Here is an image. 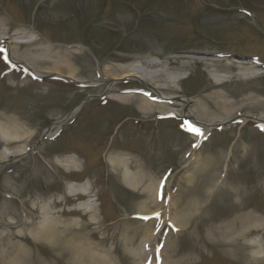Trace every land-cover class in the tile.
Returning a JSON list of instances; mask_svg holds the SVG:
<instances>
[{
  "label": "rangeland",
  "instance_id": "rangeland-1",
  "mask_svg": "<svg viewBox=\"0 0 264 264\" xmlns=\"http://www.w3.org/2000/svg\"><path fill=\"white\" fill-rule=\"evenodd\" d=\"M114 18L127 26L112 24ZM0 19L7 24L1 29L5 40L0 36V136L9 140L0 141V258L7 253L12 264L21 254L22 264H141L137 255L151 245L149 262L160 250L164 264H183L188 257L186 264H238L209 240V230L234 215L264 219V130L244 120L264 116V108L252 110L264 102V0H0ZM17 44H27L19 54L42 60V74L6 62L4 54L12 55ZM197 52L219 60V71L232 64V75L235 62L256 66L257 56L256 73H263L216 83L204 63H190L171 103L188 101L186 112L205 111L199 104L224 92L219 101L241 109L234 121L213 126L201 144L200 136L183 130L182 117L146 118L107 99L112 93L143 97L126 93L138 89L155 94L133 79L100 82L106 66H128L139 58L172 59L181 66L180 57ZM62 53L71 55L68 62ZM66 63L78 82L62 72ZM213 112L210 119L221 117ZM65 119L58 137L36 148L43 133ZM115 166H126L122 173L132 190L123 186ZM161 180L164 200L156 204ZM71 189L80 192L77 204L65 197ZM53 200L63 201L54 212L95 207L88 214L89 221L96 217L92 239L79 213L61 219L64 227L75 224L68 225L66 238L79 235L76 256L71 244L52 246L47 234L41 243L32 241L37 232L24 226L42 221L41 210L51 209ZM140 214L156 218L140 221Z\"/></svg>",
  "mask_w": 264,
  "mask_h": 264
},
{
  "label": "bare ground",
  "instance_id": "bare-ground-1",
  "mask_svg": "<svg viewBox=\"0 0 264 264\" xmlns=\"http://www.w3.org/2000/svg\"><path fill=\"white\" fill-rule=\"evenodd\" d=\"M111 23L119 26V27H126L127 21L124 19H117L114 18L111 20ZM6 22L2 19H0V36H5L4 31H1L3 26H6ZM3 38V37H2ZM4 39V38H3ZM3 39H0V44L3 43ZM5 40V39H4ZM8 44L11 45V39L8 38ZM27 46V44H17L15 46L16 48L12 51L11 60L13 63H23L25 64V67L27 69L35 70L37 73H43L41 69L39 68V64L42 60H40L37 57H30L27 58L25 53L19 54V49H23ZM193 56V53H191ZM62 60L64 62H68L71 58L70 54L62 53ZM180 59L183 62L181 66L177 65V61H174L172 59H169L167 62L163 63H156L154 61L149 60H142V59H136L132 64L128 66H121V65H111L106 66L103 69V78L100 77V82H106V79L109 80V82H118V81H124V80H136L137 82H143L145 85H147L155 94L157 98V101L160 100L162 102H156L153 103L149 99H146L144 97H135L133 95H124L122 93H112L111 95H107V99H110V101L119 103L121 105H125L127 107L133 108V110L137 111L139 114L143 115L146 118L153 117L156 114H159L160 116H167L170 114L176 115V117H182L188 120L191 119L192 123L201 126L203 129H205L204 135H206L210 129L213 128V126L216 125H222V123L227 121H234L238 118V113L241 111L240 108H234L232 106H227V103H223L219 101L220 99L225 98L224 92H217L214 93L212 96L209 97V100L207 99V102H201L199 105L205 106V111H201L200 109H195L194 111L186 112V104L188 101H179V104L171 103L174 102L173 100L175 95L178 94V86L181 82H178L179 79L184 75L186 71H188V68L190 66V63H196L197 61L199 63L205 62V66L208 69V73L211 78H214L216 83H220L223 80L227 79H234V78H244L247 77V79H255L256 77L261 76L263 73H256L258 70L257 66H252L250 61L241 60L235 62L238 64L236 69H238L237 73L235 75L231 74V70L233 68L232 64H228L224 67L223 71H219L217 69V65L215 64L219 60H217L213 55L208 53H201L197 52L195 53V57H187L183 56L180 57ZM189 59H192L191 61H188ZM229 59V57H228ZM30 61L31 64H26V62ZM120 62L123 61V59L119 60ZM209 61V62H208ZM44 64V63H42ZM27 65V66H26ZM29 67V68H28ZM31 68V69H30ZM66 71H64V70ZM32 71V70H31ZM62 72H67L70 74V77H67L69 80L73 82L76 81L72 76V68L71 66L66 63V67H62ZM225 75V76H224ZM110 77V78H109ZM97 82V81H95ZM214 99L213 101H216L215 104H213V108H209L208 105H210L211 99ZM248 101L252 102V97L247 98ZM255 100V99H254ZM165 102V103H164ZM209 102V103H208ZM259 103V101H258ZM211 104V105H212ZM252 110H257L258 108H264V102H261L258 105H252ZM173 107H177L179 110L175 111ZM226 107H229V110L226 109ZM1 108V106H0ZM219 111L220 118L217 117L215 119H210L212 115L215 113L213 110ZM1 119V118H0ZM245 122L247 120H255L258 124H264V116L261 117H250L249 115L245 117ZM61 124V125H59ZM54 128L59 131L60 127L64 125V122L59 123ZM52 136V135H51ZM0 141L8 144L9 140H6L0 136ZM126 166H115L114 170L120 174V178H122L121 183L123 186H125L127 189L132 190L133 187L130 184V181L125 177L127 174H123L122 170ZM216 188V187H215ZM157 189L155 191L154 200L157 204ZM91 192V189H90ZM235 193V192H234ZM89 193H86L84 195H87ZM150 194V193H149ZM67 195V196H66ZM65 197L69 198L73 204H77L80 202V192L79 190H68L66 192ZM237 195V192H236ZM150 196V195H147ZM206 196V193L203 194V198ZM62 200H53L50 204V207H46L45 209L41 210V216L42 221L39 223H24V226H27L28 228L34 227L35 231L37 232V235H30V239L36 243L43 242L46 238L45 235H49L52 239V246L57 245L61 248L66 247V243L72 245L73 251L71 255H77L78 249L77 245L73 246V243H77L79 240V235L77 233L73 234V236L69 239V226L75 227V224H66L64 227V223L61 221V219L65 215H76L75 213H79V217L86 222V226H84L83 230L85 232L87 231L90 235V239H92L95 235L94 230L92 229V225L94 222H96V217L91 219V221L88 220V214L95 213V207L90 204L88 205L89 209H87L85 206H78L75 209H71L69 212L60 211V212H54V205L56 206L62 204ZM197 207V206H196ZM171 208V211L173 212V204H169V209ZM82 213V215H81ZM140 215H151V214H140ZM174 215V213H173ZM49 223V225L46 227L45 223ZM97 224V223H96ZM69 225V226H68ZM100 225V224H99ZM185 223L183 221H180L179 228L184 227ZM69 230V231H68ZM91 230V231H90ZM97 230V229H95ZM255 235H261L262 241H256V242H250L249 238ZM154 237V236H153ZM209 240L211 242H214V244L222 247L224 254L233 259L238 264H262L264 263V219H257L252 214L248 215H234L230 220H227L225 223H218L216 226L211 227L209 230ZM85 239V238H84ZM155 239L152 238L151 241L153 242ZM77 241V242H76ZM59 242H62L59 244ZM247 249L250 250L251 253H249V256L247 254ZM151 250V245H148V252H145L144 254L140 253L139 256L141 259V264H145L149 258V253ZM166 253V250L163 249L162 254L164 255ZM7 253H5L4 256L0 258V264H12L13 262H7L6 256ZM26 258L28 256H25ZM25 258V259H26ZM76 258V257H74ZM188 258L181 259L180 262L183 264H186ZM24 261V256L22 254L16 258V263L19 262V264H22L21 262ZM39 264V263H37ZM162 264L164 262L162 261Z\"/></svg>",
  "mask_w": 264,
  "mask_h": 264
}]
</instances>
